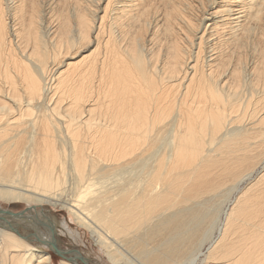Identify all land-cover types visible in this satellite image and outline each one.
Returning <instances> with one entry per match:
<instances>
[{"label": "bare ground", "instance_id": "1", "mask_svg": "<svg viewBox=\"0 0 264 264\" xmlns=\"http://www.w3.org/2000/svg\"><path fill=\"white\" fill-rule=\"evenodd\" d=\"M0 198L111 264H264V0H0ZM58 234L0 208V264H91Z\"/></svg>", "mask_w": 264, "mask_h": 264}, {"label": "rangeland", "instance_id": "2", "mask_svg": "<svg viewBox=\"0 0 264 264\" xmlns=\"http://www.w3.org/2000/svg\"><path fill=\"white\" fill-rule=\"evenodd\" d=\"M257 171H260V169H258ZM246 185L247 184L244 183L241 187H245ZM62 198L60 199V201H65L66 199H69L67 197H64L63 199ZM232 198L233 196H231L229 202H227L230 203V201L233 200ZM28 205H31L36 208V213H38L39 215L49 216L53 218L57 222L59 227L62 228L63 226H67L71 231L77 233L78 236L76 237L78 239H71V237H69L68 235L63 234H58L56 236L57 243L62 249H72L77 251L82 256V258H88L91 264H111L108 262L102 248L98 246L93 240L91 234L85 228L76 224V222L68 213V211L62 207V203L32 202L28 204L22 199L5 200L0 198V208L9 210L13 213L24 211ZM21 233L26 234L28 233V231L25 229H21ZM128 259L131 262L133 261V263L135 262V264H138L135 258H129L128 256ZM53 261L54 264H59L60 258L53 255Z\"/></svg>", "mask_w": 264, "mask_h": 264}]
</instances>
